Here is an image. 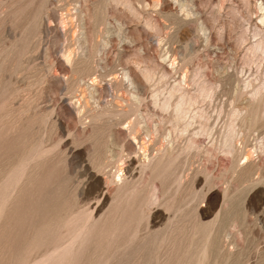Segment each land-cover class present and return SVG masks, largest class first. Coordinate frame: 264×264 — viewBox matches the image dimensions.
<instances>
[{"label":"rangeland","instance_id":"rangeland-1","mask_svg":"<svg viewBox=\"0 0 264 264\" xmlns=\"http://www.w3.org/2000/svg\"><path fill=\"white\" fill-rule=\"evenodd\" d=\"M154 1L0 0V264H264V0Z\"/></svg>","mask_w":264,"mask_h":264},{"label":"bare ground","instance_id":"bare-ground-1","mask_svg":"<svg viewBox=\"0 0 264 264\" xmlns=\"http://www.w3.org/2000/svg\"><path fill=\"white\" fill-rule=\"evenodd\" d=\"M174 2H176V3H179V7L181 8V9H184V8H187L188 7V5H187V3H185V2H182L181 0H173ZM154 3L156 4V3H158V1L156 0V1H154ZM262 11L264 10V7L262 6L261 8H260ZM100 23H101V21H100ZM260 23L262 24V25H264V13L262 14V16H261V18H260ZM102 24V23H101ZM106 27H109L111 24H108L107 22H105V24H104ZM122 25H120L118 28H116L118 31H117V34L118 35H120L121 34V31H122V27H121ZM199 30L204 34V36L206 37V41L208 40V36H207V34H206V28L203 26V25H200L199 26ZM110 31H114L113 29H106V32H110ZM160 42H163V40H160ZM259 43H261V42H259ZM258 43V45L254 48L255 50L254 51H257V50H259V49H261L262 48V46H261V44H259ZM262 45H263V43H262ZM109 46V42L108 41H106V40H103V42L100 44V46H99V48H107ZM253 49V48H252ZM67 55H66V60L68 61V62H70L71 61V54L70 53H66ZM170 57V56H169ZM166 54H164L163 56H162V58H163V60L165 61V62H168L169 61V58ZM175 61L176 60H172L171 62H170V66L172 67V68H176V64H175ZM127 77V79H128V81H129V83H130V86H133L134 85V83L130 80V78L128 77V75L126 76ZM182 81H185L184 80V78L182 79ZM250 86V85H249ZM254 92V91H253ZM252 92V93H253ZM171 95V94H170ZM173 97V95H171V98ZM184 97V96H183ZM134 98V97H133ZM179 98H181V97H179ZM251 98L252 99H254L255 101H254V103H253V105L251 106V110L248 112H246V113H243L244 114V116H242L241 117V122L240 123H242V122H245V121H247V119H249L248 121H249V123H250V127L253 125V127H257V128H259V127H262L263 125H264V121H263V116H264V94H262L261 93V91H259V90H256L255 91V94H253L252 96H251ZM252 101V100H251ZM250 101V102H251ZM183 102V99H181V100H179V101H177L176 103H175V106L173 107V104H171L169 101H167L166 102V104L163 106V109L164 110H166V109H169V108H172L173 107V109L176 111V116H178V114L179 113H181L182 114V111H183V109H182V103ZM133 103H136V106L137 107H135L134 109L132 108V110H131V112H120V111H116V110H114V108H103L102 107V109H100L99 108V105H96L99 109L97 110L96 109V111H95V113L92 115V124H95V122H100L101 123V121L102 120H104L106 117L107 118H109L110 120H111V122H113L112 124H118V125H122V126H127V128L126 129H128V131L130 132L129 133V135L130 136H135L136 134H138L139 133V131L141 130V128L142 129H144L145 131H147L148 133L152 130V128H150L149 126H148V124L146 123V121H144V126L145 127H143V125H142V123H143V121L142 122H139L138 120L139 119H142V120H145V118L142 116V114L140 113V110L138 109L139 108V105L141 104V100H140V98L139 97H137V96H135V102H133ZM97 104V103H96ZM116 108H117V106H115ZM96 108V107H95ZM247 110V109H246ZM242 114V115H243ZM238 115H241V113H239ZM132 117H134L135 119L134 120H132ZM180 117V116H179ZM185 117V116H184ZM182 118V117H181ZM151 119V118H150ZM197 119H200V120H202V119H205V117L203 116V115H200V114H197V116L195 115L194 117H193V122H190V123H187V125H185L184 127H183V129L181 130V135H185L186 133H188L189 132V127H191L192 125H193V123H195L196 122V120ZM206 120V119H205ZM207 121V120H206ZM149 124H150V122H149ZM246 124V123H245ZM97 126H98V124H96ZM95 125V126H96ZM152 126V125H151ZM153 127V126H152ZM206 133V132H205ZM196 136L197 135H199L200 134V132H196V133H194ZM202 134V133H201ZM204 134V133H203ZM206 134H208V133H206ZM151 135H152V133H151ZM238 135V130L236 129V126H235V124L234 123H232L228 128H224V131L222 132V143H221V147H222V149L224 150V152L226 153V154H228V153H230L229 152V148H230V145H231V143H232V141L234 140V138L236 137ZM163 136V135H162ZM139 137V136H138ZM167 137H168V135L166 134V135H164V137H163V141H165V142H167ZM134 139H136V137H134ZM143 143H144V141H143ZM161 144H162V140H161ZM173 144V143H172ZM191 146V145H190ZM189 145H188V147L187 148H185V150L184 151H186V150H188V149H190V148H192V147H190ZM148 147V146H147ZM145 151H147V148L146 147H144V153H145ZM179 151V150H178ZM182 151V150H181ZM120 152V151H119ZM118 152V153H119ZM183 152V151H182ZM177 155V154H176ZM175 155V152H174V148H172V151H171V153H169V157H167V161H165V159H162V160H160V162H161V164L160 165H166L167 167H170V165L171 164H173L175 161H176V156ZM119 155H116V157H118ZM120 156H121V154H120ZM168 156V155H167ZM146 158V157H145ZM237 158V157H236ZM147 159H148V157H147ZM250 159V158H249ZM168 160H170V161H168ZM242 160V158H240L239 160H238V162L237 163H235L234 165H235V167H234V170H236L235 172H238V173H241V172H243L245 169H246V167H248L249 165L247 164H245L246 165V167L245 166H240V161ZM247 160V159H246ZM145 161V160H144ZM101 165V164H100ZM154 167V166H153ZM154 169V168H153ZM160 169H157V171H159ZM156 171V170H155ZM120 172H123V170H121ZM244 176V175H243ZM117 180H119V181H122V178H123V175H118L117 177ZM143 201V200H142Z\"/></svg>","mask_w":264,"mask_h":264}]
</instances>
